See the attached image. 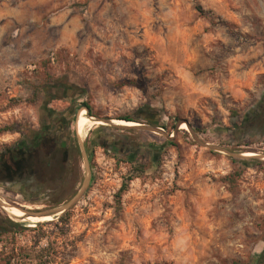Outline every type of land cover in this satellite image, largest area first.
I'll return each instance as SVG.
<instances>
[{"label":"rangeland","instance_id":"rangeland-1","mask_svg":"<svg viewBox=\"0 0 264 264\" xmlns=\"http://www.w3.org/2000/svg\"><path fill=\"white\" fill-rule=\"evenodd\" d=\"M56 3L79 18L74 41H61L65 25L34 30L33 56L21 49L0 81V147L16 139L2 129L40 116L34 94L45 102L65 91L104 122L78 135L80 145L104 128L137 132L152 150L121 157L90 144L88 189L36 226L3 206L69 204L88 176L83 154L82 185L68 201H23L0 187V227L11 231L0 235V264L12 254V264H255L264 251V160L231 154L264 156V0ZM144 109L152 123H134L146 128L108 124L146 118Z\"/></svg>","mask_w":264,"mask_h":264},{"label":"flooded vegetation","instance_id":"flooded-vegetation-1","mask_svg":"<svg viewBox=\"0 0 264 264\" xmlns=\"http://www.w3.org/2000/svg\"><path fill=\"white\" fill-rule=\"evenodd\" d=\"M52 92L53 98L40 101V116L29 125L25 121L18 123L15 130L8 132L16 139L0 147V187L19 200L65 202L73 198L82 185L81 165L78 162L82 150L78 141L77 122L85 112H81V105L76 103L77 93L67 96L65 91ZM65 103L67 107H64ZM142 113L146 118L131 117L135 121L152 123L149 117L154 116V113L147 109ZM124 122L128 123L127 126L136 124ZM103 130L93 131L90 141L85 140L84 148L89 158L92 179L93 148L103 147L104 151L120 154L121 157H130L143 148L152 150V145H146L144 139H136L137 132L134 135H113Z\"/></svg>","mask_w":264,"mask_h":264},{"label":"crops","instance_id":"crops-1","mask_svg":"<svg viewBox=\"0 0 264 264\" xmlns=\"http://www.w3.org/2000/svg\"><path fill=\"white\" fill-rule=\"evenodd\" d=\"M56 1L0 0V81L6 72L16 67L17 59L22 58L21 49H26L33 56L39 42L34 30L43 26L45 21L50 27L65 25L61 41L73 43L74 25L79 18L72 16L73 9L68 3L63 4L66 10L58 12ZM19 29L20 35L16 32Z\"/></svg>","mask_w":264,"mask_h":264},{"label":"bare ground","instance_id":"bare-ground-1","mask_svg":"<svg viewBox=\"0 0 264 264\" xmlns=\"http://www.w3.org/2000/svg\"><path fill=\"white\" fill-rule=\"evenodd\" d=\"M99 123L104 124V122L92 119L88 115H85V114L81 115L79 117V119H78V122H77V127H78V130H79L80 137L85 135L87 132H90V130L92 128L97 127ZM112 124L115 125V126L123 127V128H129V127H132V126H139L137 124H135V125L131 124L132 126H124V125L128 124V123H126L124 121H113ZM180 128L184 129V130H187L188 126L185 123H181L180 124ZM173 137L174 136H172V138ZM244 157H259V156H244ZM21 208H23V209H19L17 207H13V206H7L5 204V210L7 211L9 216L11 218H13V219H16V220L24 219V221L32 222V223H46V222L53 221L54 220L53 218H55V216L51 215L52 213H47V215H43V216L29 215L27 212L24 211V209H26L27 211H31L34 207H32L30 205H24ZM35 209H39L40 210V209H42V207L37 206Z\"/></svg>","mask_w":264,"mask_h":264},{"label":"water","instance_id":"water-1","mask_svg":"<svg viewBox=\"0 0 264 264\" xmlns=\"http://www.w3.org/2000/svg\"><path fill=\"white\" fill-rule=\"evenodd\" d=\"M89 117L92 118V119H95L90 114H89ZM98 121H101V120H98ZM108 124L113 125L112 122H108ZM138 127H140V126H138ZM140 128H146V127H140ZM148 130L155 131L153 129H148ZM159 131H162V130H159ZM169 138L172 139V137H169ZM196 140L198 141V143L201 144L200 140H198L197 138H196ZM210 149L216 150V151H222L219 148L214 147V146H211ZM81 150H82V154L84 156V159H85V162H86V165H87V168H88V171H87L88 172V176L86 178L84 186L82 187V189H81L80 193L77 195V197L72 202H70L69 204L65 205L64 207L56 209V210L51 211V212H43V211H39V210H37V211L24 210L25 212H27L29 215H34V216H43V215H47V213H52L51 215L59 217V216L63 215L64 213H66L70 208H72L79 201V199L82 197V195L88 189L89 184H90V180H91V172H90V169H89V161H88L87 156H86V150H85V148L82 145H81ZM231 156L235 157V158H239V159L245 158L243 155H237V154H231ZM257 158H260V159L264 160V156H259ZM3 207H5V206H3Z\"/></svg>","mask_w":264,"mask_h":264},{"label":"trees","instance_id":"trees-1","mask_svg":"<svg viewBox=\"0 0 264 264\" xmlns=\"http://www.w3.org/2000/svg\"><path fill=\"white\" fill-rule=\"evenodd\" d=\"M132 84H133V82H132ZM50 95H51V98H53V96H54V94H53V92H51L50 93ZM36 98V100H34V101H32L31 99V101H32V103H34V105H39L40 103H39V101L37 100V99H39V95L36 93V94H34V98L33 99H35ZM14 103H16L17 101H13ZM81 108H85V109H82L81 110V112H87L88 113V111H89V114L90 115H93V109H92V107L89 105V103L88 102H83L82 103V105H81ZM82 115H84V114H82ZM86 115V114H85ZM122 120L123 121H127V122H135V120L131 117V116H125V117H123L122 118ZM17 126V125H16ZM15 126V127H16ZM15 127L14 126H9V127H5L4 129H2L3 131H13V130H15ZM123 190H125V189H123ZM27 224H29V226H36V224H38V223H27ZM12 227L15 229L16 228V230L18 229V230H21L23 227H21V225H16V224H13L12 223ZM0 230L2 231L1 233H0V235L1 234H9L11 231L10 230H8V229H6V228H4V227H0ZM16 258V256L15 255H11L10 257H9V259H8V263L7 264H12V260H14ZM21 260V259H20ZM20 262L18 261V264H19ZM255 264H264V251L261 253V255L259 256V258L256 260V263Z\"/></svg>","mask_w":264,"mask_h":264},{"label":"built area","instance_id":"built-area-1","mask_svg":"<svg viewBox=\"0 0 264 264\" xmlns=\"http://www.w3.org/2000/svg\"><path fill=\"white\" fill-rule=\"evenodd\" d=\"M51 60H52V62L55 61V53H52V54H51ZM31 67H32V69L35 68V66H31Z\"/></svg>","mask_w":264,"mask_h":264}]
</instances>
